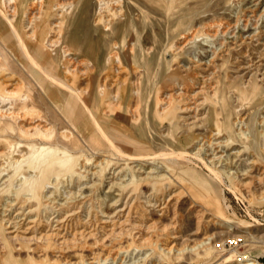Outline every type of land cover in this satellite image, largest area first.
<instances>
[{
  "label": "bare ground",
  "instance_id": "1",
  "mask_svg": "<svg viewBox=\"0 0 264 264\" xmlns=\"http://www.w3.org/2000/svg\"><path fill=\"white\" fill-rule=\"evenodd\" d=\"M119 1L97 0L99 12L92 19L88 13L91 0L84 4L83 0H0V43L25 60L21 68L49 99L53 111L67 121L60 137L71 143L79 138L81 141L75 143L80 147L86 144L94 155L91 160L75 157L71 146L55 142L58 125L37 109L23 82L0 63V121L5 120L1 132H10L15 126L20 138H28V157L21 155L24 161L20 165L26 161L30 170L29 176L21 179L16 172L4 173L0 166V264H25L17 261L23 253H30L37 263L163 264L164 257L169 262L186 254L203 259L216 252L221 243L214 241V234L206 233L203 220L197 222L193 235L205 231L204 237L183 239L177 212L181 189L160 198L172 184L171 171L179 161L188 168L206 170L212 188L225 185L234 194L239 191L249 200L254 195L258 202L264 201V130L257 134L250 112L240 113L244 108L251 111L260 100L264 85L256 84L253 75L264 83V72L259 73L254 58L246 52L243 65L253 73L245 82L235 83L231 98L218 80L216 60L230 51L221 36L234 34V26L210 22L195 29L172 50L177 66L152 95L146 93L140 75L141 68H148L150 47L144 48L137 22L123 13ZM130 1L136 5V0ZM260 6V0H255L247 8L255 15H243L245 28L251 26L253 18L263 20L264 8L257 13ZM119 16L124 21H117ZM262 32L254 31L249 38L257 41ZM199 36L212 43L208 46L211 58L204 63L193 50L189 63L182 64L181 52ZM165 53H159L163 68ZM136 59L140 65H133ZM200 65L209 73L196 76L193 71ZM196 78L201 85L188 92L187 86ZM164 125L169 132L161 137L178 135L176 145L166 139L154 144V152L143 147L146 136L156 140L157 127ZM141 134L144 139H139ZM6 136L0 134V139ZM251 148L257 150L256 155L249 153ZM7 153L8 149L0 146V157ZM150 163L155 164L149 168ZM105 185V197L111 192L118 196L114 210L94 212L89 203L99 200L104 204L106 198L95 194ZM144 185L146 191L141 190ZM140 192L147 195L145 206L140 217H133L134 202L121 206V197ZM32 201H37L34 209L29 206ZM171 207H175L174 217L164 222L162 218ZM157 208L160 215L154 220L152 212ZM35 210L38 213L32 217ZM144 219L153 222L146 224ZM126 235L131 237L128 244L150 248V253L119 261L120 252L108 246L123 245ZM86 248L91 257H76Z\"/></svg>",
  "mask_w": 264,
  "mask_h": 264
},
{
  "label": "rangeland",
  "instance_id": "2",
  "mask_svg": "<svg viewBox=\"0 0 264 264\" xmlns=\"http://www.w3.org/2000/svg\"><path fill=\"white\" fill-rule=\"evenodd\" d=\"M83 1L84 4L86 0ZM120 1L119 7H122L123 13H129L131 21L134 24H136L137 22L136 26L139 34L141 35V41L144 45V48L150 47V53L148 55L149 57L147 58L148 68L145 70L141 68L140 72V75L142 76V82L144 83V86L146 88V93H152V95H155L156 91H158V89L163 84V80L165 79V77L170 73L172 69L177 66V60L175 59V55L173 54L172 50H174L179 45H182L186 37H189L195 31V29H202L206 24H210V22H229L234 26V34L231 33L232 36L230 34L221 36V40H224L226 42V47L230 48L229 53H223V56L216 60V64L220 68L218 72V80L221 81L222 84H225L230 98L232 95L231 91L234 89L235 83L238 84L242 83L243 81L245 82V80L251 77L253 73H248V69H245V66L243 65L245 64L244 62H247V59L245 58L246 52L251 54V57L254 58V63H256L260 68L259 73L264 72V45H262V43L264 42V32L260 33V35L257 37L260 39L257 41L256 38L254 40L249 38L250 35L254 33V31L264 30V18H262L263 20L260 19L259 21H255L256 19L253 18L251 21V26L249 28L244 27L243 21L241 19L245 18L243 16L245 14H247L251 18L253 17V15H255V13H250L249 9H247L248 7L253 5L255 0H136V5L133 4L130 0ZM257 1L258 0H256V2ZM91 2H94L95 4H92ZM91 2V7H89L88 13L90 14L91 18L94 19L99 12V3L97 2V0H91ZM260 5V10L259 12H257L258 14L264 8V0H260ZM121 19L122 18L119 16L117 21H124ZM255 26L257 27L256 29L254 28ZM242 41L246 42L243 43ZM211 44L212 43H208V41H205L202 36H199V38L195 42L191 43L184 49V51L181 52L184 61L182 62V64L189 63V56L191 51L193 52V50H196L198 52L197 58H199L204 63L207 62L212 56L210 48L208 47ZM199 45H201L202 48H200ZM218 45L219 43H216V46ZM161 52H166L164 62L165 68L160 65L159 53ZM15 55L17 54H15L13 51L8 50L3 44L0 43L1 65L6 69H10V72L15 74V77L23 82L25 92L30 93V95L32 96L31 99L36 104L37 109L42 111L50 120H53L58 125L59 128L57 130V136L59 138L56 139L55 142L60 143V145L62 146H71V151L74 152L75 157L84 158V156H87L90 160L93 159L94 155L88 148L89 146H87L86 144L82 145L81 142L80 144L83 147H80L79 144L77 145L75 143L77 141H81L77 140L79 138H75V141L71 143V141L60 137V132L67 127V121L65 120V118H61V115L55 109L53 111L54 107L52 104H50L51 102L48 101L49 99L44 96L45 94L41 93V90L38 87H35L37 85L32 82L29 75H27L28 73L21 68L25 60L19 54L17 56ZM122 57L123 59H125L123 55ZM105 65L106 64H104V67L105 69H107L108 67H106ZM133 65H140L139 60L136 59V62H134ZM204 66L205 65H200L199 67H196L193 71L194 74H197L196 76H198V73L200 72H202L203 74L209 73L208 71L202 70ZM253 78V81L259 86L264 85L262 81L258 80L260 76L254 74ZM193 82L194 83L192 85L189 84L187 86L188 92H191L195 87L201 85V83L199 84L200 80L198 78L194 79ZM254 106V109H251V111L248 108H244L243 111L240 110V113L245 114L248 111L250 112V123L257 125L256 131H258L257 134H259L261 130H264V92L260 96V100L258 101V103ZM182 117H186V114H182ZM4 123L5 120L0 121V126L4 127ZM14 129L15 126H13L12 130L10 129V132H1L0 128V134H7V136L4 137L5 140L2 138V140L0 139V146L2 148L4 146V148L8 149L9 152L5 157H0V166L3 165L4 173L13 174L14 172H16L18 173L17 176L19 178L24 179L23 177L29 176L28 173L30 170H28L26 161L24 162V166H21L20 164L22 161H24L21 160V155H25V157H28V138H20L21 135ZM167 129V125H164L163 127H157L159 136L156 140H152V138L149 137L147 135L148 133L146 132L145 134L147 135V140H144L146 141V144H144L143 147L148 148L149 150L154 152L157 150L154 144L163 143V141H165L166 139L170 145L172 144V146H175L178 140V135H168L164 138L161 137V135H165L167 132H169ZM142 136L143 135L141 134L139 136V139L140 137L142 138ZM2 141H4V143ZM82 149L86 151L83 152L81 151ZM256 151L257 150L255 148H251L249 153H251L252 155H256ZM184 163V161H179V163H175L173 165L174 167H176V170L173 168V171H171L172 184L168 186L167 190L160 195V198H168L170 191H172L173 189H181V200L177 206V212L179 220L183 225V239H187L191 236V238L204 237L205 231L196 236L193 235L197 222L199 220H203L202 222L206 224V233L214 234V241H216L217 243L220 241L219 243H221V245L216 252L207 253L203 259H198V254H186L181 258L174 259V261L171 260V262H169L170 259L164 257L162 260L163 264H244V262L254 261L256 259L264 261V201L258 202L254 198V195L251 197L252 200H249L244 195L242 196L241 193H238L239 191L237 192L238 195L234 194V192L229 191V189L225 185L212 188V184L209 182L205 175L207 173L206 170H202L200 169V167L191 169L188 168V166L186 167V163ZM153 164L150 163L147 165V167L150 168ZM157 164H159V166L167 165V163L165 164L164 162L162 164L160 162H157ZM16 168H18V170H16ZM107 190V185L98 190L95 195H100V198L106 199L104 201V204H102L99 200L91 201L89 203L91 210H93L94 212L98 210L113 212L115 207L114 201L118 199V196L115 195L116 192H111L106 194L107 197H105V193L107 192ZM141 190L146 191V185L142 186ZM212 195H214V199L211 198ZM146 196V194H143L141 192L133 197H128V195L124 197L122 196L121 206H123L125 202L129 203V205L134 202V206L132 205L133 217H140V213L145 206L143 202L146 200ZM36 204L37 201H32L29 206H31L30 208L34 209L37 207ZM214 208H216V210ZM158 209L159 208L155 209V211L152 212L154 220L159 218L160 212L158 211ZM35 211H33V213L31 214L32 217H36L38 212ZM174 214L175 207H171L168 209L162 220L168 223L170 219L174 217ZM116 219H120L119 221L124 220V218L119 217ZM143 221L146 224H150L153 222V220L147 221L145 219ZM124 240L125 241L123 242V245L117 244L115 246H108V249L113 248L115 249V252H120V260L118 259L119 261L123 262V260H125L126 262H128L131 257H134L133 255L139 258L144 257L146 254L150 253V248H136L134 244H128L127 241L131 240L130 236L126 235ZM90 242L91 245L93 242L92 240H90ZM99 250L100 249H98L97 252ZM90 252L91 250L86 248L78 253L76 257H91ZM17 261L24 262L25 264H52L50 263V261L37 263L35 258L31 257L30 253H28V256L27 253H23L22 256H19V259Z\"/></svg>",
  "mask_w": 264,
  "mask_h": 264
},
{
  "label": "built area",
  "instance_id": "3",
  "mask_svg": "<svg viewBox=\"0 0 264 264\" xmlns=\"http://www.w3.org/2000/svg\"><path fill=\"white\" fill-rule=\"evenodd\" d=\"M256 264H264V261H260L259 259L255 260Z\"/></svg>",
  "mask_w": 264,
  "mask_h": 264
}]
</instances>
